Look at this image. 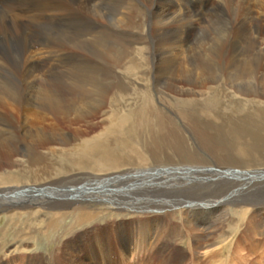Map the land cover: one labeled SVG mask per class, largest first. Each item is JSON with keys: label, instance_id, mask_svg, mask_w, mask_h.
Wrapping results in <instances>:
<instances>
[{"label": "rangeland", "instance_id": "1", "mask_svg": "<svg viewBox=\"0 0 264 264\" xmlns=\"http://www.w3.org/2000/svg\"><path fill=\"white\" fill-rule=\"evenodd\" d=\"M258 1L262 3L263 0H233L231 4L228 0L206 1L205 7L209 11L206 18L208 22L206 24L195 22L194 34H191V37L193 41H198L203 35L209 36L207 44L196 45H202L201 50L207 55L204 59L210 65V71L204 74L197 71L195 77L200 81L203 76L217 77L218 74L221 80L205 87L193 86V90H188L189 87L185 83H181L180 88L157 85L156 70L160 61L155 58L152 37L147 34L153 20L157 18L152 16L149 20L148 16L150 4L154 0H132V30L121 32L115 25L101 23L100 32H106L108 35L101 37L103 41L110 42L118 48L130 41L133 47L132 58L137 62L143 60L139 75L128 72V75L127 73L124 75L123 69L108 67L102 59L98 64L101 69L100 73L98 71V76H107L109 80L112 74L116 82L127 81L126 77L129 76L132 79H139L138 83L144 85L143 90L134 89L138 87L137 83L129 85L126 94L117 95L110 100L113 105L110 109H108L109 99L105 102L108 105L106 110L114 114L136 112L135 116L148 118L147 122L140 123L133 129L137 134L141 131L142 136L128 139L127 146L116 152L119 158L118 168L108 171L102 167L92 166L79 170L78 165L71 164L70 161L69 164L63 156L52 157L56 164L51 171L54 177L51 188L53 192L56 191L54 195L60 194L57 198L63 200L67 206L62 209H46L48 204H45L44 207H35L31 210L15 203L8 204L10 210L5 211L0 219L3 264H56L57 261L58 264H69L67 257H70L68 253L72 251L83 258L85 248L88 247L89 250V246H92L95 248L93 250L99 253L104 248L98 247L94 242L99 235L105 237L108 242L109 262L105 256H97L95 260L92 254H86L85 261L90 264H99L100 260L103 261L102 264H201L204 262L202 260H211L209 256L211 251L214 253L211 264H231L235 256L239 263L243 262L241 264H264V48H261L264 44H259L261 47L257 45L255 48H249L250 42L257 35L258 26L261 28L258 35L260 34L264 39V25L259 23L260 20L252 19L264 14V5ZM156 2L161 4V0ZM142 27L147 28L146 32ZM126 32L131 33L129 37L126 36L128 34ZM229 32L231 38L227 40ZM153 35L157 37L155 28ZM236 38L240 39L239 43L236 42L237 46L235 45L240 52L237 55L226 54L228 49L224 45ZM243 47L249 49L248 53ZM211 52L213 54L209 55ZM215 53H218L219 57ZM161 65H164L162 61ZM252 67H255V72L250 74L253 72ZM139 77L144 80L141 82ZM183 87L187 89L185 92L182 91ZM133 98L140 102L139 109ZM130 107L132 110L129 109ZM105 118L97 115L91 121L86 120L80 125L76 124L75 127L80 129V134L86 139L102 129L106 124ZM242 132H247L248 143L254 154L240 162L236 157L228 161L218 160L221 154L226 155L227 158L231 157L234 153L232 148L239 144L235 141L236 135ZM68 133L75 137L77 132ZM169 133L171 135H168ZM203 137L207 140H202ZM18 141L20 147L25 146L22 137ZM55 146L60 145H53ZM138 154L145 156L133 158ZM185 160L190 162L187 165L194 167L177 171L160 169L165 166H181L180 163ZM147 163H151L152 166L149 167L155 169L139 175L127 174L104 178L106 174L113 173L117 169L137 167L140 169L143 167L138 165ZM216 166L222 170L226 167L237 170L246 167L248 173L240 175L223 173L224 170L219 172L215 169ZM73 168L81 174L80 179L78 177L75 182H66L67 179L73 178L71 173L76 172ZM5 185L9 184L6 182ZM45 196L47 194L43 195ZM175 197L178 199L175 200ZM238 199L245 201L255 199L257 205L247 206L246 208L252 211L247 214L234 213L231 208L238 210L240 208L233 203ZM82 202L91 205L82 208V211L93 214L85 222L75 220L73 214L75 205ZM135 203H142L146 209H137L132 206ZM178 203H180L178 207L174 208ZM182 203L187 206L182 207ZM33 211L36 214L32 217ZM58 211L66 212L67 215L55 226L53 225L54 227L40 223V220H48V214H55ZM176 212H179L178 215L171 218V214ZM11 213L14 218L9 220L8 214ZM253 213L258 214L257 218L262 227L256 236L249 228V220ZM187 214L197 223L210 225L212 228L210 232L215 230L221 232L228 237L227 240L222 242L216 235H209L210 237L207 236L201 243L203 246L208 244V248L197 249L194 234L193 232L192 235L189 234L191 231L186 224ZM142 226L148 237L143 243L144 248L134 251L137 244H142L141 238L144 236L141 235ZM60 236L64 238L60 239ZM73 244L76 246L74 249L67 247ZM125 245L134 252L133 254L131 252L132 255L126 256ZM238 247L241 248L239 251ZM208 261L206 264H209Z\"/></svg>", "mask_w": 264, "mask_h": 264}, {"label": "bare ground", "instance_id": "2", "mask_svg": "<svg viewBox=\"0 0 264 264\" xmlns=\"http://www.w3.org/2000/svg\"><path fill=\"white\" fill-rule=\"evenodd\" d=\"M206 1L207 0H161V4H158V2L154 0V2L150 4L148 11L149 20L152 16L157 17L153 20L152 26L147 33L149 37H152L151 42L154 48L155 58L160 61L158 69L156 70L157 85L162 84L180 88L181 83H185L189 87L187 88L188 90H193V86L205 87L220 82L221 77L218 74H216L217 77L210 75L203 76L200 81L195 77L197 71H199L200 74L210 71V65H208L206 59H204L207 55L201 50L202 45H196L198 43H202L203 45L207 44L209 36L203 35L198 41H193L191 37V34H194L195 22H200L201 24H206V22H208L206 18L209 15V11L205 7ZM232 1L233 0H228L230 4ZM131 2L132 0H0V219L3 217L5 211L10 210L7 205L11 203L31 210L35 207H44L45 204H48L46 209H62L67 206L63 200L60 201L57 198L60 194L54 195L56 191L53 192L51 188L54 178L51 171L55 168L54 165L56 164L52 160V157L55 156V158H59L63 156V158L68 160V163L70 161L71 164L78 165L79 167L77 169L79 170L88 169L92 166L102 167V169L108 171L113 168H118L117 163L119 162V158L116 152L127 146L128 139L142 136L141 131L137 130L140 132V134H137L133 129L137 127L138 124L147 122L148 118L137 117L135 116L136 112H128L127 114H119V112H116L114 114L106 110L108 105H106L105 102L107 99H109V101L114 99L117 95L126 94L129 85L137 83L136 86L138 87L134 89L138 90H143L144 85L138 83L139 79H132L129 76L126 77L128 78L127 81L121 80L118 82H116V79L114 80L115 76L113 77L112 74L111 78L113 77V80L111 78L108 80L107 76H98V71L101 70L98 66L100 59H102L108 67L123 69L124 75L127 72L134 75H139L141 73L140 68L143 60L137 62L132 58V43L128 41L121 48L115 47L112 43L102 40L101 37L108 35L106 32H100L99 30L101 23L115 25L121 32H125V30L128 29L132 30L133 17ZM260 4L264 5V0ZM254 18H256L255 20H260L259 23L264 25V14L260 17H253L252 19ZM153 25L156 29L157 37L153 35ZM142 29L144 32L147 30V28L143 27ZM260 31L261 28L258 26L256 28L257 35L256 37L254 36L255 39L250 42L249 48H255L259 44H264V39H262L260 34L258 35ZM130 34L131 33H128L126 36L129 37ZM230 35L231 32H229L228 37H226L227 40L231 38ZM239 40V38H236L231 41V43L230 41L226 42L227 45H224L225 48L228 49L226 54L237 55L240 52L236 49V42ZM243 49L245 52L249 50L244 47ZM212 54L211 52L209 55ZM215 54L217 56L219 55L218 53ZM248 55H246V57ZM195 57H197L196 60L194 59ZM161 61L164 64L163 66L161 65ZM87 62L90 64L88 65ZM254 68L255 67H252L253 72H250V74L255 72ZM248 70H250V68H248ZM259 72L260 71H258V73ZM139 78L141 82L144 80L141 77ZM182 89H184L182 90L184 92L187 90L184 87ZM136 103L139 109L140 102L136 101ZM133 104L134 103L131 105L133 106ZM112 106L110 101L108 109ZM129 109L132 110V107ZM97 115L106 117V124L99 132L84 139L83 135L79 132L80 129H78V127L76 128L75 125H80L86 120L91 121V119H94ZM156 124L158 125V123ZM70 131L74 134L77 132L75 137L68 133ZM168 135L171 134L169 133ZM77 136L79 137L77 138ZM21 137L25 144L24 147H20L19 145L18 139L20 140ZM76 138L77 141H75ZM203 139L205 138L203 137L202 140ZM206 140L207 138L205 141ZM235 141L239 144L235 148L231 146L234 152L231 157L227 158L226 155L222 156L221 154L218 160L228 161L236 157L237 160H239L238 162H240V160L244 161V159L254 154L248 143L249 138L247 132L236 135ZM130 142L131 141H129V143ZM53 145L60 146L53 147ZM46 147H49L48 150H42ZM151 151H153V149ZM145 155L138 154L134 157L132 155V157L136 159L142 158ZM159 155L160 154H158V156ZM147 157L152 158L148 155ZM189 163L190 162H186L185 160L180 163L181 166H165L160 169L165 171H177L194 167L187 165ZM64 165L66 166L65 163ZM138 166L143 168L117 169L113 173H105L106 175L103 176L109 179L110 177H121L127 174L139 175L155 169L149 167L152 166L151 163ZM215 169L219 172L224 170L223 173H238L239 175L248 173L246 172L248 170H245L246 167H242L241 170L226 167L222 170L216 166ZM71 175L73 178L67 179L66 182H75V180H77L78 177L80 179L81 176L78 171L71 173ZM6 182L9 185L6 186ZM68 187H71V185ZM48 188H50V190ZM44 194H47V196L43 197ZM177 199L178 198L175 197V200ZM254 200H234L236 202L233 203L236 206H240L239 210H241L239 211L238 208L231 209L234 213L240 212L241 214H247L252 212L246 208L247 206L257 205ZM88 204L82 202L77 203L75 208L72 207L75 210H73L75 220L79 222L82 220V222H85L87 218L93 215L92 213L82 211V208L85 209L91 206ZM179 204L180 203L175 205L176 207L174 208H177ZM107 206L109 207V205ZM132 206L137 207L139 210L141 208L146 209L142 203H135V205ZM184 206L187 205H183L182 207ZM178 213L179 212L172 213L171 218H175ZM35 214L36 213L33 211L31 216L33 217ZM48 215V220H40V223H46V226L52 227L62 218L66 217L67 213L58 211L55 212V214ZM257 215L258 214L253 213L251 220H249V228L253 230L255 236L260 233L259 229L261 227ZM8 218L9 220L14 218L12 213L8 214ZM185 219L188 229L191 231L189 234L192 235V232L194 234V238L197 242V249L204 247L205 249L208 248V244L207 246H203L201 243L203 239L207 238L209 235H216L222 242L226 241V238H228L221 232H216V230L215 232H210L212 230L210 225L205 226L204 223H197L191 220L188 214L185 216ZM142 228L143 232L141 235H144L143 238H141L142 244H137L136 250L134 251L142 250L144 248L143 243L146 241V237H148V233L144 232V226H142ZM1 232L2 229H0V233ZM65 232L67 233L68 231ZM100 236L101 235L97 236L96 240H94L98 247H104L99 253L94 251L95 248L92 246H89V250L88 247L85 248L83 251L85 253L83 258H80L72 251L68 253L70 257H67L69 264H90L85 261L87 257L86 254H92L95 260L97 256H105V259H108L110 253L107 248L108 242L105 237ZM63 238L64 236H60V239ZM229 243L231 244L230 241ZM74 245L75 244H73V246L67 245V247L69 249H74V247H76ZM124 248L127 253L126 256L134 253L127 248L126 245ZM240 249L241 248L238 247V251ZM256 251H258V249H256ZM211 252H209L211 260H202L204 262L201 264H206L207 261L209 264L212 263L211 261H213L214 253L213 251ZM2 253L3 245L0 242V264H3V262H1ZM206 254L208 255L207 250ZM237 259L238 258L235 256L231 264L243 263H239ZM102 263L103 261L100 260L99 264ZM56 264H58V261Z\"/></svg>", "mask_w": 264, "mask_h": 264}]
</instances>
